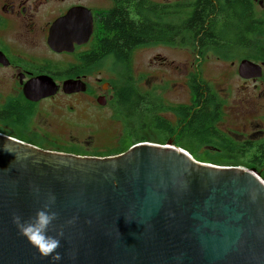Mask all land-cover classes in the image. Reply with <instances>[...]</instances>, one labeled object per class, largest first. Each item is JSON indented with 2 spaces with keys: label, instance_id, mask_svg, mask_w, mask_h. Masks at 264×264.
Listing matches in <instances>:
<instances>
[{
  "label": "water",
  "instance_id": "obj_1",
  "mask_svg": "<svg viewBox=\"0 0 264 264\" xmlns=\"http://www.w3.org/2000/svg\"><path fill=\"white\" fill-rule=\"evenodd\" d=\"M75 16L54 25L52 48L88 41L91 28L82 33ZM263 67L243 60L238 75L256 81ZM54 94L31 88L28 97ZM50 195V234L64 232L58 264H264V180L255 169L200 163L171 144L94 157L0 133V264H50L12 223L14 213L33 217Z\"/></svg>",
  "mask_w": 264,
  "mask_h": 264
},
{
  "label": "rangeland",
  "instance_id": "obj_2",
  "mask_svg": "<svg viewBox=\"0 0 264 264\" xmlns=\"http://www.w3.org/2000/svg\"><path fill=\"white\" fill-rule=\"evenodd\" d=\"M148 1L157 5V14L148 12L146 19L157 24L180 27L187 17L183 6L175 7L166 14L159 5L174 3L177 6L189 0ZM215 1L224 7L228 1L234 0ZM259 1L256 5L258 19L254 18V21L261 27L250 36H245L242 44H237L236 37L229 34L225 45L198 48L185 31L174 39H155L152 43H144L134 54L130 71L126 70L124 79L115 85L125 87L129 76L132 81L128 82L140 79L144 84L141 91L156 103L157 109L152 116L132 115L133 112L123 114L108 108L93 131L69 132L49 121L37 122L28 132H0L44 150L94 157L122 154L143 143L171 144L200 163L255 169L264 180V167L249 166L240 159V155L227 154L224 152L227 145L210 136V130L216 129L241 150L245 143L264 139V67L262 78L256 81H246L238 75V65L243 60L264 63L261 54L264 50V9L259 6ZM115 62L116 59H111L109 64ZM196 82L211 85L215 95L210 101V119L201 125L193 123L198 106L194 104L191 87Z\"/></svg>",
  "mask_w": 264,
  "mask_h": 264
},
{
  "label": "flooded vegetation",
  "instance_id": "obj_3",
  "mask_svg": "<svg viewBox=\"0 0 264 264\" xmlns=\"http://www.w3.org/2000/svg\"><path fill=\"white\" fill-rule=\"evenodd\" d=\"M121 1L124 3L120 4ZM210 1L221 8L215 0ZM246 1L252 2L257 12L258 1ZM196 2L162 4L159 8L167 14L183 6L185 22L194 16ZM151 4L154 8L147 11L145 0H138L137 5L135 0H0V130L28 132L37 122L51 121L69 132L93 131L108 108L139 116L149 115L153 109L155 113L156 103L141 91L144 84L140 79L128 82L132 81L129 76L125 87L115 85L124 79L126 70L130 71L134 54L144 44L133 47L124 56L113 52L102 54L99 44L115 10L124 8L129 15L131 11V18L144 27L146 13L157 14V5ZM70 11L76 13L74 21L78 29L86 33L90 27L91 34L86 43H75L71 52L57 51L49 44L52 29ZM184 31L198 48L209 47L200 46L194 29ZM111 59H116L115 64H109ZM31 88H49L55 94L31 100L28 97ZM211 96L215 97L213 93L203 94L205 98ZM210 101L207 100L206 106H210Z\"/></svg>",
  "mask_w": 264,
  "mask_h": 264
},
{
  "label": "trees",
  "instance_id": "obj_4",
  "mask_svg": "<svg viewBox=\"0 0 264 264\" xmlns=\"http://www.w3.org/2000/svg\"><path fill=\"white\" fill-rule=\"evenodd\" d=\"M119 3L123 4L124 2L121 1ZM135 4H138V0H135ZM145 4L147 11H151L150 8H154L148 0H145ZM131 14V11L129 15L121 7L114 11L112 20L107 25V30L100 36L99 44L102 54L113 52L124 56L127 51L137 45L152 43L155 39L156 41L157 39H174L180 35L181 31L189 28L194 29L200 46H211L217 43L225 45L227 37L230 36L229 34H232L230 37H236L235 42L237 44H242L245 36H250L257 30L256 28L259 30L261 27L258 22L254 21L258 17L257 12L253 8V3L246 0L228 1L221 8H217L210 0H197L194 16L183 22L180 27L157 24V22L148 19L145 20L144 27H141L137 21L131 18ZM217 31H220L219 36H217ZM246 40H244V43ZM261 54L264 58V50L261 51ZM193 93L195 96L194 104L198 106L197 111L193 115V123L201 125L210 119L211 112L209 106L206 105L207 100H211V98H205L203 94H211L212 87L204 82H196L193 85ZM199 93L201 96H197ZM204 103L206 104L204 105ZM153 110H151L150 116L153 115ZM210 136L227 145L224 150L227 154L240 155V159L249 166L259 169L264 167V139L259 142L245 143L244 147H242L243 150H241L227 136L216 129L210 130Z\"/></svg>",
  "mask_w": 264,
  "mask_h": 264
},
{
  "label": "clouds",
  "instance_id": "obj_5",
  "mask_svg": "<svg viewBox=\"0 0 264 264\" xmlns=\"http://www.w3.org/2000/svg\"><path fill=\"white\" fill-rule=\"evenodd\" d=\"M38 191V189H36ZM251 199L256 200V194H251ZM55 203V196L50 195L48 201L42 205L35 215L27 220L18 214L12 215V223L15 225L17 231L23 236L29 244H31L36 251L44 258L50 260V264H58L62 259L58 249L61 246L64 232L60 229L55 232V235L50 234L53 228V223L57 219V213L53 210ZM73 220L67 223H74Z\"/></svg>",
  "mask_w": 264,
  "mask_h": 264
}]
</instances>
